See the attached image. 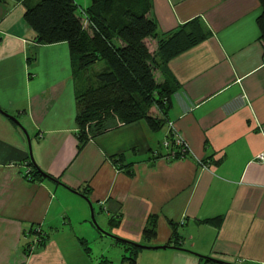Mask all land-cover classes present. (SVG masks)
<instances>
[{
	"label": "crops",
	"instance_id": "obj_1",
	"mask_svg": "<svg viewBox=\"0 0 264 264\" xmlns=\"http://www.w3.org/2000/svg\"><path fill=\"white\" fill-rule=\"evenodd\" d=\"M36 1L0 0V264H89L83 233L95 240L104 236L87 225L88 203L71 191L84 187L106 230L147 246H170L139 248L138 264H204L201 255L264 264L259 0H150L159 37L194 18L209 31L204 41L154 71L157 81L174 85L168 124L157 131L142 119L117 125L80 150L75 93L96 72H73L66 42H35L23 14ZM76 2L79 11L91 4ZM146 41L156 48V39ZM7 114L17 118L30 143ZM169 122L189 155L163 156ZM30 156L58 183L30 179ZM217 217L218 224L207 221ZM149 221L155 234L145 238ZM108 238V247L123 250L121 260L130 255Z\"/></svg>",
	"mask_w": 264,
	"mask_h": 264
},
{
	"label": "trees",
	"instance_id": "obj_2",
	"mask_svg": "<svg viewBox=\"0 0 264 264\" xmlns=\"http://www.w3.org/2000/svg\"><path fill=\"white\" fill-rule=\"evenodd\" d=\"M259 2L261 13L257 23L264 44V0ZM149 11L150 0H91V4L82 11H79L76 0H37L34 4H26L23 19L35 32V42H66L73 72L83 73L99 61L105 64L104 69L96 72L75 93L77 150L95 135L117 125L142 119L152 131H157L168 124L166 115L174 85L168 80L157 81L154 71L163 68L174 56L204 41L209 31L202 21L194 18L159 37ZM148 38L156 39L154 50H150ZM152 108L157 109L161 116L154 115ZM167 138L170 145L163 154L165 158L189 155L187 149L182 151V146L176 145L170 133ZM112 160L117 163L120 159L113 157ZM28 176L30 179H43L34 168L30 169ZM78 190L88 195L86 187ZM207 221L218 224L220 218ZM171 225L175 227L172 222ZM28 232L35 233V229L30 228ZM143 234L145 238L155 234L152 221L143 228ZM173 237L176 244L178 238L174 231ZM41 238L38 236V242ZM81 241L85 244L84 239ZM116 241L130 251V255L123 257L118 264H138L135 251L141 247ZM27 248L28 245L24 248L25 253ZM201 258L204 264H216L209 258ZM98 264L117 263L103 257Z\"/></svg>",
	"mask_w": 264,
	"mask_h": 264
},
{
	"label": "rangeland",
	"instance_id": "obj_3",
	"mask_svg": "<svg viewBox=\"0 0 264 264\" xmlns=\"http://www.w3.org/2000/svg\"><path fill=\"white\" fill-rule=\"evenodd\" d=\"M102 66H103V62H97L94 65H92L89 70L91 72H99V70ZM92 76H93V73H90L89 77L91 78ZM89 77L87 78V82H89L88 81ZM97 218H98V222H100L102 224V225L101 224L100 225L103 228H106V227L108 228V226L101 221V218H99V217H97ZM87 225H89L91 228L94 229V231L96 233H98L96 231V229L93 227V225L91 224L90 220L88 221ZM85 234L86 233H83V238L85 240L84 241L85 247L89 248V251H87L88 252L87 259L89 261V264H98L103 259V256L105 258L112 260V261H115V262H117V260H121V254H123V250L119 249V248H115V247H108L106 242L112 241L110 238L102 237L103 240H95L94 238H92L88 234L87 235H85ZM140 244H142V243H140ZM118 254H120V255H118Z\"/></svg>",
	"mask_w": 264,
	"mask_h": 264
},
{
	"label": "water",
	"instance_id": "obj_4",
	"mask_svg": "<svg viewBox=\"0 0 264 264\" xmlns=\"http://www.w3.org/2000/svg\"><path fill=\"white\" fill-rule=\"evenodd\" d=\"M7 116L12 119L16 124L20 125V122L17 120L16 117L14 116H11V115H8ZM22 127V126H21ZM23 129V132L26 136V139H27V142L30 143V138L26 132V130L22 127ZM30 159H31V163H32V166L33 168L39 172L44 178H47L49 179L50 181H53L55 183H58V180L55 179L54 177L48 175L47 173L43 172L37 165L36 163L33 161V158L30 156ZM71 191H73L74 193L80 195L81 197H83L87 203H88V206H89V213H90V216H89V220L91 222V224L93 225V227L96 229L97 232L101 233L103 236H106V237H111L115 240H118V241H122V242H126V243H129V244H132L134 246H139L141 248H166V247H170L169 245H156V246H147V245H142L140 243H137V242H133V241H130V240H127V239H124V238H121L115 234H113L112 232L106 230L105 228H103L99 222L97 221L96 219V216H95V212H94V208H93V205H92V202L88 199V197L80 192H78L77 190H74V189H71ZM201 257H205V258H209L212 262L216 263V264H232L230 262H227V261H224V260H221V259H217V258H212L210 256H203L201 255Z\"/></svg>",
	"mask_w": 264,
	"mask_h": 264
},
{
	"label": "built area",
	"instance_id": "obj_5",
	"mask_svg": "<svg viewBox=\"0 0 264 264\" xmlns=\"http://www.w3.org/2000/svg\"><path fill=\"white\" fill-rule=\"evenodd\" d=\"M169 128H170V134L172 135L176 145H179V146H182L180 148H182V151L183 150H186L188 149L187 147V144L181 139V137L176 133V131L174 130L173 126H172V123L169 122ZM170 145V142L169 140H166L163 142V146L164 148H168ZM263 158V154H259L257 155L256 159L257 160H261Z\"/></svg>",
	"mask_w": 264,
	"mask_h": 264
}]
</instances>
